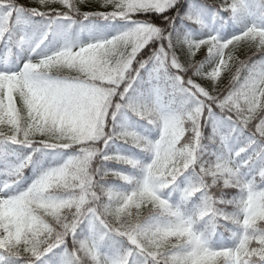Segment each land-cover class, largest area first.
<instances>
[{
    "label": "snow or ice",
    "instance_id": "snow-or-ice-1",
    "mask_svg": "<svg viewBox=\"0 0 264 264\" xmlns=\"http://www.w3.org/2000/svg\"><path fill=\"white\" fill-rule=\"evenodd\" d=\"M0 264H264V0H0Z\"/></svg>",
    "mask_w": 264,
    "mask_h": 264
},
{
    "label": "trees",
    "instance_id": "trees-1",
    "mask_svg": "<svg viewBox=\"0 0 264 264\" xmlns=\"http://www.w3.org/2000/svg\"><path fill=\"white\" fill-rule=\"evenodd\" d=\"M252 53L249 52L247 49H242L239 53L240 59H246L247 56L251 55Z\"/></svg>",
    "mask_w": 264,
    "mask_h": 264
}]
</instances>
